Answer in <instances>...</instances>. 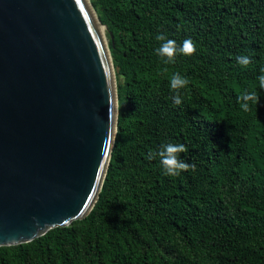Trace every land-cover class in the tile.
Listing matches in <instances>:
<instances>
[{"label": "trees", "instance_id": "trees-1", "mask_svg": "<svg viewBox=\"0 0 264 264\" xmlns=\"http://www.w3.org/2000/svg\"><path fill=\"white\" fill-rule=\"evenodd\" d=\"M89 1L118 100L98 199L82 220L0 247V264H264V0ZM157 34L196 52L165 63ZM174 72L190 81L179 106ZM167 143L183 144L195 170L169 177L148 159Z\"/></svg>", "mask_w": 264, "mask_h": 264}, {"label": "water", "instance_id": "water-1", "mask_svg": "<svg viewBox=\"0 0 264 264\" xmlns=\"http://www.w3.org/2000/svg\"><path fill=\"white\" fill-rule=\"evenodd\" d=\"M105 31L89 0H0V247L98 199L118 117Z\"/></svg>", "mask_w": 264, "mask_h": 264}, {"label": "clouds", "instance_id": "clouds-1", "mask_svg": "<svg viewBox=\"0 0 264 264\" xmlns=\"http://www.w3.org/2000/svg\"><path fill=\"white\" fill-rule=\"evenodd\" d=\"M157 41H162L160 46L155 49L157 55L166 57L165 63H173L175 56L183 54L191 56L196 52V44L190 38L184 39L181 45H177L175 40L167 39L164 34L156 35ZM237 63L247 66L251 63L249 56L240 55L237 57ZM261 87H264V76L259 78ZM190 83L187 76H182L179 72H174L170 78V89L175 93L171 99L176 106L182 103L180 89L185 88ZM241 107L247 111L250 108V102L258 103L259 97L253 92H245L241 96ZM188 149L180 143H167L160 146L157 151H149L148 159H159L163 173L169 177L179 176L182 171L189 169L195 170V165H191L180 158L181 153L187 152Z\"/></svg>", "mask_w": 264, "mask_h": 264}, {"label": "bare ground", "instance_id": "bare-ground-1", "mask_svg": "<svg viewBox=\"0 0 264 264\" xmlns=\"http://www.w3.org/2000/svg\"><path fill=\"white\" fill-rule=\"evenodd\" d=\"M104 31V30H103Z\"/></svg>", "mask_w": 264, "mask_h": 264}]
</instances>
